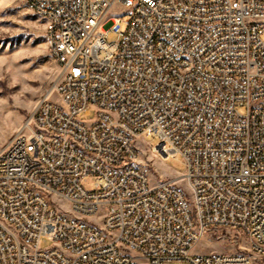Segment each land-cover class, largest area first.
Returning a JSON list of instances; mask_svg holds the SVG:
<instances>
[{
    "label": "built area",
    "instance_id": "1",
    "mask_svg": "<svg viewBox=\"0 0 264 264\" xmlns=\"http://www.w3.org/2000/svg\"><path fill=\"white\" fill-rule=\"evenodd\" d=\"M20 1L44 14L62 78L0 151V264L264 257V0ZM152 138L185 165L190 201L141 169ZM211 229L248 252L196 253Z\"/></svg>",
    "mask_w": 264,
    "mask_h": 264
},
{
    "label": "rangeland",
    "instance_id": "2",
    "mask_svg": "<svg viewBox=\"0 0 264 264\" xmlns=\"http://www.w3.org/2000/svg\"><path fill=\"white\" fill-rule=\"evenodd\" d=\"M128 8L114 10L113 17L128 18ZM124 28V27H123ZM116 40V39H115ZM59 69L46 45L44 22L28 10L20 0H0V151L19 132L43 96L45 87L58 78ZM80 115L82 121L94 119ZM155 138L138 139L139 164L153 184L161 180H175L190 201V190L181 179L186 172L183 162L164 161L152 152L158 144ZM56 207L65 211L70 205L59 199L49 198ZM43 249L51 242L41 244ZM249 249L248 240L236 232L211 229L195 248L196 253L243 254ZM144 264L143 261H141ZM171 264H188L173 262ZM264 264V257L255 261Z\"/></svg>",
    "mask_w": 264,
    "mask_h": 264
},
{
    "label": "bare ground",
    "instance_id": "3",
    "mask_svg": "<svg viewBox=\"0 0 264 264\" xmlns=\"http://www.w3.org/2000/svg\"><path fill=\"white\" fill-rule=\"evenodd\" d=\"M42 21H44V14H34ZM46 45L47 47H52V35H46ZM59 76L57 79L62 78V70H59ZM84 223H95V214H88V216H84Z\"/></svg>",
    "mask_w": 264,
    "mask_h": 264
}]
</instances>
